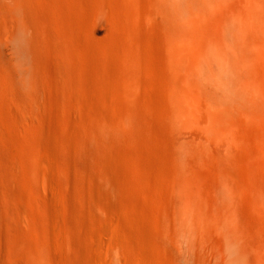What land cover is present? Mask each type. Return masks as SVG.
I'll use <instances>...</instances> for the list:
<instances>
[{
	"label": "rangeland",
	"instance_id": "374dc122",
	"mask_svg": "<svg viewBox=\"0 0 264 264\" xmlns=\"http://www.w3.org/2000/svg\"><path fill=\"white\" fill-rule=\"evenodd\" d=\"M133 246L264 264V0H0V264Z\"/></svg>",
	"mask_w": 264,
	"mask_h": 264
},
{
	"label": "bare ground",
	"instance_id": "6f19581e",
	"mask_svg": "<svg viewBox=\"0 0 264 264\" xmlns=\"http://www.w3.org/2000/svg\"><path fill=\"white\" fill-rule=\"evenodd\" d=\"M26 7V6H25ZM21 21L23 22V19H21ZM21 22V23H22ZM26 23V22H25ZM13 36V35H12ZM32 47H34V46H32ZM170 90H171V99H172V104L171 105H173V111L177 114V115H182V108L180 107V105H179V99H180V94H179V92H178V90L174 87V86H172L171 88H170ZM172 108V107H171ZM105 122V121H104ZM105 124H107L108 125V123H105ZM106 126V125H105ZM51 157V156H50ZM52 158V157H51ZM49 162H50V160H49ZM51 163V162H50ZM43 173V176L45 177V179L43 178V182H45L44 183V186H49L48 185V174H49V172L46 170L45 172H42ZM52 178V177H51ZM53 179V178H52ZM52 181H54V179L52 180ZM47 184V185H46ZM51 185V184H50ZM49 188V187H48ZM53 188V187H52ZM50 205V204H49ZM54 205V204H53ZM51 208V207H50ZM52 209V208H51ZM50 209V210H51ZM54 211V210H53ZM52 210H51V212H53ZM62 212V211H61ZM51 214V216H52V213H50ZM53 218V217H52ZM112 218V217H111ZM57 219L55 218L53 221H52V224H54V226L55 227H57V229L60 231V229L62 228V223L60 222V221H56ZM115 225V224H114ZM54 227V228H55ZM113 228V227H112ZM62 231V230H61ZM115 231V230H114ZM112 232H113V230H112ZM57 233H58V231H57ZM56 236H57V234H55ZM117 235V234H116ZM58 236H59V234H58ZM63 237V236H62ZM58 238V237H57ZM60 238H61V236H60ZM111 238V237H110ZM57 240V239H56ZM61 241H62V239H60ZM60 241V242H61ZM58 242V241H57ZM63 243V242H62ZM62 243H61V246H60V248H62ZM117 244H118V253H117V255H119V257H121L120 255V253H123V252H121L122 251V249H123V247H122V245H123V242H122V237L120 236L119 238L117 237ZM109 245V244H108ZM135 248V249H134ZM137 247L136 246H133V251H134V254H133V252H131L133 255H134V258L137 260L136 262H138V264H146V258H145V255L143 254V252L140 250V249H136ZM108 249V248H107ZM117 250V249H116ZM61 251H63V250H61ZM97 251V250H96ZM108 251H111V252H113L112 251V248H110ZM35 252V251H34ZM59 253V252H58ZM105 253H106V251H105ZM104 252H103V254H105ZM102 253H100L99 254V257H104V255H103ZM112 254H114V253H110V252H107L106 253V257L108 258L107 260H111L112 259ZM103 255V256H102ZM96 256V255H95ZM98 256V255H97ZM105 257V258H106ZM105 258H102V259H105ZM100 259V258H99ZM102 259H100V260H102ZM133 259V258H132ZM135 259H134V261H135ZM99 263H100V260H98V259H96ZM95 260V261H96ZM106 260V259H105ZM103 261L102 263H104L105 264V262L106 261ZM111 261H113V260H111ZM97 262V264H99ZM57 263H58V261H57ZM102 263H100V264H102ZM107 263H108V261H107ZM106 263V264H107ZM135 263V262H134ZM53 264V263H52ZM110 264H111V262H110ZM127 264V263H126Z\"/></svg>",
	"mask_w": 264,
	"mask_h": 264
}]
</instances>
